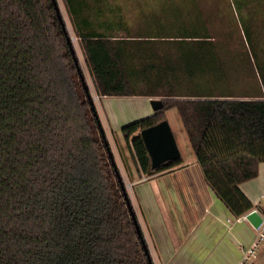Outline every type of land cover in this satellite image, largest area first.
Listing matches in <instances>:
<instances>
[{"label": "trees", "instance_id": "obj_1", "mask_svg": "<svg viewBox=\"0 0 264 264\" xmlns=\"http://www.w3.org/2000/svg\"><path fill=\"white\" fill-rule=\"evenodd\" d=\"M63 1L97 94L163 101L121 127L138 171L182 163L152 168L140 134L175 108L206 184L235 217L251 211L264 0H226L225 29L199 0ZM73 47L56 0H0V264H154Z\"/></svg>", "mask_w": 264, "mask_h": 264}, {"label": "crops", "instance_id": "obj_2", "mask_svg": "<svg viewBox=\"0 0 264 264\" xmlns=\"http://www.w3.org/2000/svg\"><path fill=\"white\" fill-rule=\"evenodd\" d=\"M78 47L83 55L79 41ZM102 97L105 101L110 97L121 98L125 101L121 105L124 113L120 114L110 100L107 106L106 103L103 105ZM102 97L100 108L108 123L109 115L118 124H123L154 111L148 104L151 97ZM136 99H140L138 103ZM126 101L134 102L127 104ZM142 107L149 110L148 113L141 114ZM100 119L102 121L101 116ZM117 146L126 178L131 184L128 192L130 201L154 264H240L244 250L256 239L263 221L264 162L259 165L257 177L240 185L255 207L247 212L246 219H238L206 184L200 166L186 164L182 156L180 165L149 174L147 180H141L145 173L138 171L130 149H124L120 141ZM114 158L117 163L115 155ZM250 212L255 213L251 218L248 217ZM251 263L264 264V242L259 244L257 256Z\"/></svg>", "mask_w": 264, "mask_h": 264}, {"label": "rangeland", "instance_id": "obj_3", "mask_svg": "<svg viewBox=\"0 0 264 264\" xmlns=\"http://www.w3.org/2000/svg\"><path fill=\"white\" fill-rule=\"evenodd\" d=\"M118 1H119V3L122 4V6L126 10L132 9V8H135V7H137V8L138 7L149 8L150 6L157 7L160 4V0H158V1L157 0H136V1L135 0H118ZM199 1H200V4H201L202 8L206 12H208L210 14V16L212 18V21H211L212 22V26H214L216 28L222 27L224 29L225 28H229L230 23H231L230 13L225 10L224 13L220 12V14H218V12L220 10H224V9L227 8V5H226L227 1L226 0H199ZM58 2L60 4L61 12H62L67 24L70 25L71 22H70L69 15H68V12L66 10L64 1L63 0H58ZM261 33H263V35H264V29L262 30ZM80 65H81V67H82V69H83V71L85 73L86 80L89 83L92 92L94 93V88H93V85H92L93 82H92L91 74H90V71L88 69V65H87V62H86L84 56L80 57ZM108 100H110L114 104V106L118 107V111H119L120 114L124 113L123 108H122L121 105H123L125 101H121V98H119V97H110V98H108ZM108 100L105 101V98L102 97L101 102H102L103 105H105V103H106V106H107V104L109 103ZM130 100H134V99H130ZM139 100L140 99H136L137 103L139 102ZM94 102H95V106H96V108L98 110L99 116L102 117V121L101 122H103L102 124L104 126V130L106 132V136H107V138L109 140V143L111 145L112 152H114L113 154L116 157L117 165H118V167L120 169V172L122 174V177L124 179V182H125V185H126V189L129 192L131 184H130L129 180L126 178L124 164H122V162H121V160L119 158V151H118L119 148L117 146V143H118V141L122 142L124 144V149L125 148L128 149L127 143H126V141L124 139V136L122 134V131H121L122 125H124L126 123H129L131 121H134L136 119L145 117L148 114H143L142 116H140L138 118H133L131 120H128L127 122H124L123 124H118L119 122L117 120L115 121V119L113 117H111V115H109L110 116V122L108 123L107 118L103 116L102 109L100 108L101 102L99 103L96 99L94 100ZM126 102H127V104H130L131 102H134V101H126ZM148 104H149V107H152L151 101ZM131 106H133V105H131ZM143 107H142L143 110L141 109V111H142L141 114L147 111V110H144L145 108H143ZM132 111H134L133 108H132ZM148 111L146 113H148ZM132 115L136 116L137 113H135V114L132 113ZM122 119H123V117H122ZM166 119L168 120V122H169V124H170V126H171V128L173 130V133L175 135L178 147H179V149L181 151V155L183 156V158L185 160V163L188 164V165L196 164L199 167V165H198V163H197V161L195 159V154H194L193 148L191 146V143L189 141L187 132H186V130L184 128V125L182 123V120H181V118L179 116V113H178L177 109L171 108V109L167 110ZM174 182H175V180H174Z\"/></svg>", "mask_w": 264, "mask_h": 264}, {"label": "water", "instance_id": "obj_4", "mask_svg": "<svg viewBox=\"0 0 264 264\" xmlns=\"http://www.w3.org/2000/svg\"><path fill=\"white\" fill-rule=\"evenodd\" d=\"M56 5L60 10V6L57 0ZM73 54L76 58L77 63L79 64V58L74 47ZM80 76L86 90L89 93L90 98H92L89 91V86L82 72L80 73ZM151 105L153 110H157L163 106V101L159 98H152ZM140 134L145 142L149 156L151 158L152 168H155L161 163H164L168 160L181 157V151L178 147L175 135L167 119L162 120L155 125H151L141 129ZM129 205L130 208L133 207L131 201L129 202ZM253 215H255V213L250 212V214H248V217L251 218Z\"/></svg>", "mask_w": 264, "mask_h": 264}, {"label": "built area", "instance_id": "obj_5", "mask_svg": "<svg viewBox=\"0 0 264 264\" xmlns=\"http://www.w3.org/2000/svg\"><path fill=\"white\" fill-rule=\"evenodd\" d=\"M58 4H59V2H58ZM59 6H60V4H59ZM60 11H61V7H60ZM64 20H65V18H64ZM65 22H66V20H65ZM66 25H67V28H68V31H69V34H70V38H71L72 43L74 45V48H75V50L77 52V56L79 58V64H80V57L83 56V55L80 53V49L78 47V37L76 36L74 30L71 28V23H70V25H68L67 22H66ZM81 69H82V67H81ZM88 69H89V67H88ZM82 73H83V75L85 77V80H86V76H85V73H84L83 69H82ZM90 74H91V72H90ZM91 78H92V75H91ZM86 82H87V80H86ZM92 82H93L92 85H93V88H94V93L92 92L88 82H87V84L89 86V91H90V94H91V96L93 98V102L96 99L100 103V98L101 97L96 92L93 78H92ZM94 104H95V102H94ZM148 178H149V174L145 173L141 177V180H147ZM236 218H238V219H246L247 218V213H245V214H243V215H241L239 217H236ZM261 242H264V216H263V221H262V223H261V225H260V227L258 229L257 237L254 240V242L252 243V245L244 250L243 258L241 259L240 264H252L251 262L257 256V249H258L259 244Z\"/></svg>", "mask_w": 264, "mask_h": 264}]
</instances>
